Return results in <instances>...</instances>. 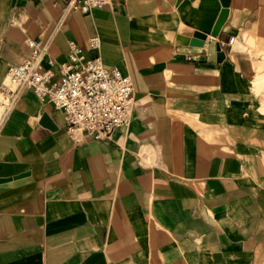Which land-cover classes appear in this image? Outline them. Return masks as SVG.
Listing matches in <instances>:
<instances>
[{"label": "crops", "instance_id": "0c3cea01", "mask_svg": "<svg viewBox=\"0 0 264 264\" xmlns=\"http://www.w3.org/2000/svg\"><path fill=\"white\" fill-rule=\"evenodd\" d=\"M153 2L0 0V96L40 39L45 68L75 44L129 76L134 101L97 141L20 92L0 130V264H264V0ZM195 34L225 60L179 44Z\"/></svg>", "mask_w": 264, "mask_h": 264}, {"label": "built area", "instance_id": "2783aa9c", "mask_svg": "<svg viewBox=\"0 0 264 264\" xmlns=\"http://www.w3.org/2000/svg\"><path fill=\"white\" fill-rule=\"evenodd\" d=\"M68 7L82 13L102 9L111 0H66ZM234 43V39L231 40ZM98 48L97 37L90 40ZM30 56L19 65L10 67L4 84L7 96L5 115L0 119V130L21 91H32L42 102L51 103L64 114L69 133H82L87 138L108 141L130 125L134 107L133 83L115 67L106 66L100 58L86 59L82 50L71 44L69 60L60 65L43 63L48 51L40 39H29ZM7 80L16 86L11 90Z\"/></svg>", "mask_w": 264, "mask_h": 264}, {"label": "water", "instance_id": "95a60500", "mask_svg": "<svg viewBox=\"0 0 264 264\" xmlns=\"http://www.w3.org/2000/svg\"><path fill=\"white\" fill-rule=\"evenodd\" d=\"M135 1V0H133ZM143 2V8H144V12H155L157 9L154 5L153 0H142ZM220 20V19H219ZM219 22V21H218ZM223 25H221L217 32L215 34H217L219 32V30L221 29ZM201 34H197V37H193V39H189V38H185V37H179L178 38V42L179 44H181L182 46H190L192 48H202L204 47V39H200L201 38ZM212 45V43H211ZM210 45V46H211ZM247 49L242 47L238 42L234 43L233 47H232V52L233 53H240V52H245ZM209 55L210 57L212 55H214V58H212L211 60H216L218 63H222L225 60V52L220 51V47L219 45H215V49L211 51L210 47H209ZM43 122H45L47 124V126H50V128H52L51 122L48 120V118H44Z\"/></svg>", "mask_w": 264, "mask_h": 264}, {"label": "rangeland", "instance_id": "374dc122", "mask_svg": "<svg viewBox=\"0 0 264 264\" xmlns=\"http://www.w3.org/2000/svg\"><path fill=\"white\" fill-rule=\"evenodd\" d=\"M179 1H181V0H179ZM226 18H227V11H224V12L222 13V15H221V18H220L219 22H218L217 25H216V29H215L214 33H216L217 30H218V28H219L221 25L224 24ZM201 35H202V34H201ZM194 37H197V34H195ZM200 39H204L205 44H204V47H202V48H197V49H196L197 52H199V51L201 52L202 50H203V52H204V49H203V48H205L206 45H208V50H209V47H210L211 51L215 49V45H216L215 42H214V43L211 42L212 45H211V43H207V36H206V35H202ZM210 45H211V46H210ZM260 53L264 54V51H263V52H260ZM211 57L214 58V55H212ZM7 96H8V95H2V96H0V98L4 99V97L7 98Z\"/></svg>", "mask_w": 264, "mask_h": 264}, {"label": "bare ground", "instance_id": "6f19581e", "mask_svg": "<svg viewBox=\"0 0 264 264\" xmlns=\"http://www.w3.org/2000/svg\"><path fill=\"white\" fill-rule=\"evenodd\" d=\"M7 85L11 90H15L16 86L7 80ZM6 106H7V98L4 97V99H1L0 101V119L5 115L6 112Z\"/></svg>", "mask_w": 264, "mask_h": 264}]
</instances>
